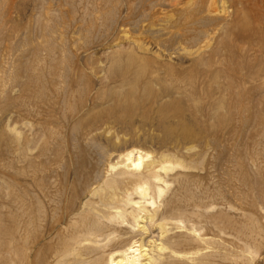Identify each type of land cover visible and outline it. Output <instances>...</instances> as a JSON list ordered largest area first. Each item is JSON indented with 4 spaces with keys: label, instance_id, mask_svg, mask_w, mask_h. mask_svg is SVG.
<instances>
[{
    "label": "rangeland",
    "instance_id": "rangeland-1",
    "mask_svg": "<svg viewBox=\"0 0 264 264\" xmlns=\"http://www.w3.org/2000/svg\"><path fill=\"white\" fill-rule=\"evenodd\" d=\"M129 1L136 6L134 12L116 13L114 17L120 18L112 24L109 13L120 7V0H0L2 218L7 217L10 209L2 186L12 183L19 192L28 179L26 175L31 174V165H40V150L45 143H49L52 150L50 155L56 153L58 147L66 154L71 147L63 143H90L84 136L89 126L93 140L108 144L113 154L135 147L159 160L166 157L185 165V169L171 174L170 194L177 195L185 189L196 193L214 192L218 185L227 188L223 179L225 161H221L219 155L228 143H220L217 151L204 156L202 145L196 139L168 135L161 118L164 115L165 122L172 127L181 121L193 132L197 131L201 119L207 120L208 99L203 98L198 89L200 68L196 63L210 48L217 46L222 37L228 40L233 51L244 50V73L262 71L264 89V46L261 48L258 44V27L250 5L246 0H215L216 4L211 7L213 14H210L207 8L211 0H201L203 13L199 17L208 19L205 29L210 37L215 35L207 46L203 40L191 42L192 33L186 35L178 31L181 6L175 7L173 2L139 5V0ZM26 38H30L31 48L26 46ZM51 38L55 43L52 59L43 48ZM34 45L41 48L38 56L32 52ZM13 60L15 66L22 63L24 68L33 67L36 80L28 89L23 87V82H28L29 78L23 70L19 72L22 83L13 81L10 72ZM152 75L157 80L150 83ZM177 78L184 81L180 92L175 89ZM245 78V88L258 85L256 79ZM148 84L151 94L146 92ZM131 89L141 105L132 120L120 114L103 115ZM70 90L73 91L71 97L64 100ZM41 93L45 95L42 97ZM147 93L149 97H145ZM175 107L183 111L181 118L176 116ZM76 116L82 122L79 130L74 129ZM95 121L96 126L92 127ZM89 155L91 160L95 159L92 151ZM239 190L244 191L245 187ZM209 212L214 213V209ZM228 215L235 218L233 221L241 219L236 212ZM177 216L179 213L171 217ZM211 221L201 215L195 224L205 246L223 252L217 254L215 264H264L263 200L262 210L255 214L251 225L253 230L262 233L258 240L244 243L233 235L228 237ZM245 245L254 252L247 253ZM224 255L225 260L221 259Z\"/></svg>",
    "mask_w": 264,
    "mask_h": 264
},
{
    "label": "bare ground",
    "instance_id": "bare-ground-1",
    "mask_svg": "<svg viewBox=\"0 0 264 264\" xmlns=\"http://www.w3.org/2000/svg\"><path fill=\"white\" fill-rule=\"evenodd\" d=\"M166 2L181 6L178 31L192 33L191 42L203 40L208 46L215 35L210 37L205 29L208 19L199 17L203 13L201 0H139V5ZM246 2L258 27V44L262 48L264 0ZM119 4L109 13L112 24L120 18L114 17L116 13L131 14L136 9L129 0H120ZM215 4V0L209 1L210 14ZM29 43L30 38H26V46ZM228 44L222 37L217 46L208 49L207 55L197 59L198 89L208 99L207 108L204 106L207 120L201 119L193 132L181 121L172 127L165 122L164 115L161 118L168 135L196 139L204 156L217 151L220 143H228L219 155L225 161L223 179L227 188L218 185L214 192L185 189L180 194H170L171 174L185 169V165L166 157L159 160L135 147L118 150L115 155L108 144L93 140L89 126L84 136L90 143H63L71 147L66 154L58 147L50 155L52 150L45 143L40 150V165H31V174L26 175L28 179L19 192L12 183L2 186L10 209L6 218L0 216V264H215L217 254L223 252L209 250L203 236L197 234L200 229L195 220L201 215L212 220L211 224L228 237L233 235L244 243L258 240L262 233L251 225L264 201L262 71L244 73V50L235 52ZM32 47L38 56L41 48ZM54 47L52 38L43 47L50 59ZM14 60L12 79L22 83L19 72L23 70L29 77L23 87L28 89L36 80L33 67L24 68L22 63L15 66ZM245 77L256 79L258 85L245 88ZM155 79L151 77L150 83ZM174 84L179 92L183 90V79L177 78ZM147 87L146 92H152L150 84ZM72 92L67 91L64 100ZM148 93L145 97H149ZM140 107L131 89L103 115L120 114L132 120ZM175 112L178 118L182 117L181 109L175 107ZM75 118L74 129L79 130L82 122L79 116ZM94 123L92 127L96 126ZM240 187L245 190H239ZM211 208L214 213L209 212ZM229 212L238 213L241 219L233 221L235 218H230ZM176 213L180 216L171 217ZM178 229L183 231L175 232ZM244 249L250 254L254 252L246 245ZM221 259L225 260L226 255Z\"/></svg>",
    "mask_w": 264,
    "mask_h": 264
}]
</instances>
